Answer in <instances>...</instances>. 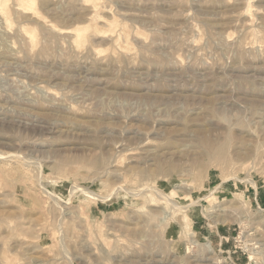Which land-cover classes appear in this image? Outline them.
Returning <instances> with one entry per match:
<instances>
[{
  "label": "rangeland",
  "instance_id": "374dc122",
  "mask_svg": "<svg viewBox=\"0 0 264 264\" xmlns=\"http://www.w3.org/2000/svg\"><path fill=\"white\" fill-rule=\"evenodd\" d=\"M261 215L264 0H0V264H264Z\"/></svg>",
  "mask_w": 264,
  "mask_h": 264
},
{
  "label": "bare ground",
  "instance_id": "6f19581e",
  "mask_svg": "<svg viewBox=\"0 0 264 264\" xmlns=\"http://www.w3.org/2000/svg\"><path fill=\"white\" fill-rule=\"evenodd\" d=\"M31 39H32V38H31ZM33 39H34V38H33ZM259 213H260V212H259ZM260 214H261V213H260ZM209 217H210V216H209ZM210 218H211V217H210ZM258 218H259V217H258ZM212 219H213V218H212ZM259 219H260V221H262V222L264 223V216H263V215H261ZM260 223H261V222H260ZM262 225H263V224H262ZM262 225H261V226H262Z\"/></svg>",
  "mask_w": 264,
  "mask_h": 264
}]
</instances>
